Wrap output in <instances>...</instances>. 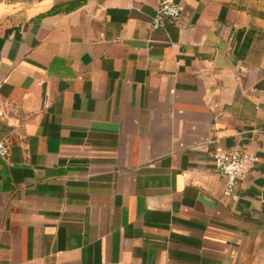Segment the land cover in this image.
Listing matches in <instances>:
<instances>
[{"label": "crops", "instance_id": "0c3cea01", "mask_svg": "<svg viewBox=\"0 0 264 264\" xmlns=\"http://www.w3.org/2000/svg\"><path fill=\"white\" fill-rule=\"evenodd\" d=\"M162 1L0 0V264H264V0Z\"/></svg>", "mask_w": 264, "mask_h": 264}, {"label": "built area", "instance_id": "2783aa9c", "mask_svg": "<svg viewBox=\"0 0 264 264\" xmlns=\"http://www.w3.org/2000/svg\"><path fill=\"white\" fill-rule=\"evenodd\" d=\"M184 6L177 2L163 0L153 19V27L159 28L165 17L179 19ZM11 153V142L8 138L0 140V158H7ZM216 170L224 178V195L233 196L239 183L256 162L255 154L241 148L230 150L217 149L213 154Z\"/></svg>", "mask_w": 264, "mask_h": 264}, {"label": "water", "instance_id": "95a60500", "mask_svg": "<svg viewBox=\"0 0 264 264\" xmlns=\"http://www.w3.org/2000/svg\"><path fill=\"white\" fill-rule=\"evenodd\" d=\"M91 58H90V56L88 55V54H85L84 55V57H83V61L85 62V63H87V61H89Z\"/></svg>", "mask_w": 264, "mask_h": 264}, {"label": "rangeland", "instance_id": "374dc122", "mask_svg": "<svg viewBox=\"0 0 264 264\" xmlns=\"http://www.w3.org/2000/svg\"><path fill=\"white\" fill-rule=\"evenodd\" d=\"M0 6H1V10H4L5 4L2 3Z\"/></svg>", "mask_w": 264, "mask_h": 264}]
</instances>
